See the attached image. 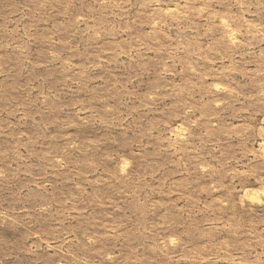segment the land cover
Returning a JSON list of instances; mask_svg holds the SVG:
<instances>
[{"label":"rangeland","instance_id":"obj_1","mask_svg":"<svg viewBox=\"0 0 264 264\" xmlns=\"http://www.w3.org/2000/svg\"><path fill=\"white\" fill-rule=\"evenodd\" d=\"M0 264H264V0H0Z\"/></svg>","mask_w":264,"mask_h":264}]
</instances>
